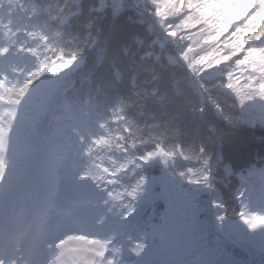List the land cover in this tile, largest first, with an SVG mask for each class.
Here are the masks:
<instances>
[{
    "label": "snow or ice",
    "instance_id": "1",
    "mask_svg": "<svg viewBox=\"0 0 264 264\" xmlns=\"http://www.w3.org/2000/svg\"><path fill=\"white\" fill-rule=\"evenodd\" d=\"M0 264H264V0H0Z\"/></svg>",
    "mask_w": 264,
    "mask_h": 264
}]
</instances>
